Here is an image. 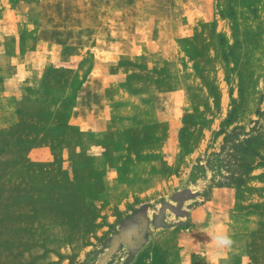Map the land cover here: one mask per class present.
Instances as JSON below:
<instances>
[{
  "label": "rangeland",
  "instance_id": "obj_1",
  "mask_svg": "<svg viewBox=\"0 0 264 264\" xmlns=\"http://www.w3.org/2000/svg\"><path fill=\"white\" fill-rule=\"evenodd\" d=\"M97 97L119 107L81 131ZM234 127L260 156L215 187L198 160ZM58 256L264 264V0H0V264Z\"/></svg>",
  "mask_w": 264,
  "mask_h": 264
},
{
  "label": "trees",
  "instance_id": "obj_2",
  "mask_svg": "<svg viewBox=\"0 0 264 264\" xmlns=\"http://www.w3.org/2000/svg\"><path fill=\"white\" fill-rule=\"evenodd\" d=\"M259 156L253 130L234 127L225 132L220 150L199 158L197 166L202 171L212 172L210 180L215 187H240L245 184L254 169V160Z\"/></svg>",
  "mask_w": 264,
  "mask_h": 264
},
{
  "label": "crops",
  "instance_id": "obj_3",
  "mask_svg": "<svg viewBox=\"0 0 264 264\" xmlns=\"http://www.w3.org/2000/svg\"><path fill=\"white\" fill-rule=\"evenodd\" d=\"M133 52V51H132ZM37 54V50H31V52L25 54V57H29V58H33V56H36ZM134 53H128V55H124V57H120L119 53L116 52V57L115 59L119 60V59H124V60H131V58L134 56ZM135 54H140L135 53ZM21 58V57H18ZM135 58V56H134ZM134 60V59H133ZM16 75H20V74H16ZM32 71H28L25 73L24 75V79H28V78H32ZM117 76H119V74H117ZM128 77V75H127ZM20 78V77H18ZM120 79V78H119ZM130 79V78H129ZM120 81V80H119ZM117 82V80H116ZM130 82V80H129ZM130 83H125L123 86H121L119 89L122 92V94L124 95H128L129 93H133L134 91L131 90V87L129 86ZM120 85V84H119ZM90 87L87 85V82L84 83V85L82 86V90L81 92L84 93H89ZM131 90V92H130ZM85 97V96H83ZM98 97L96 98L95 102H84V100H82L83 102H81L78 106L74 107V111H73V117L71 119V124L72 125H77L79 126L81 131H102L106 128L107 124H109L107 122V120L110 118L109 113L115 108L119 107L117 104H115L116 106H114L113 103L111 102H98L97 101ZM58 260L55 264H69V262L67 263V258L65 257H59L58 256Z\"/></svg>",
  "mask_w": 264,
  "mask_h": 264
},
{
  "label": "clouds",
  "instance_id": "obj_4",
  "mask_svg": "<svg viewBox=\"0 0 264 264\" xmlns=\"http://www.w3.org/2000/svg\"><path fill=\"white\" fill-rule=\"evenodd\" d=\"M215 239H216L218 246H227L232 243L231 239L227 235H224V234L217 235Z\"/></svg>",
  "mask_w": 264,
  "mask_h": 264
}]
</instances>
